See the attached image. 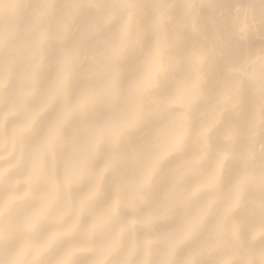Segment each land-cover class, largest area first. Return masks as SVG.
Here are the masks:
<instances>
[{
	"label": "clouds",
	"instance_id": "clouds-1",
	"mask_svg": "<svg viewBox=\"0 0 264 264\" xmlns=\"http://www.w3.org/2000/svg\"><path fill=\"white\" fill-rule=\"evenodd\" d=\"M0 264H264V0H0Z\"/></svg>",
	"mask_w": 264,
	"mask_h": 264
}]
</instances>
